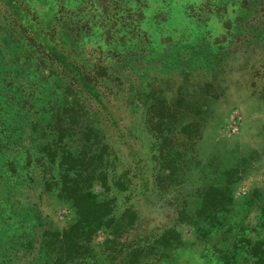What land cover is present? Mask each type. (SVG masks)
I'll use <instances>...</instances> for the list:
<instances>
[{"label":"rangeland","instance_id":"1","mask_svg":"<svg viewBox=\"0 0 264 264\" xmlns=\"http://www.w3.org/2000/svg\"><path fill=\"white\" fill-rule=\"evenodd\" d=\"M179 1L0 0L1 264H264V0Z\"/></svg>","mask_w":264,"mask_h":264},{"label":"trees","instance_id":"2","mask_svg":"<svg viewBox=\"0 0 264 264\" xmlns=\"http://www.w3.org/2000/svg\"><path fill=\"white\" fill-rule=\"evenodd\" d=\"M61 1L64 2V0H61ZM96 1H93V0H78V5L83 4V5L89 6L90 7L89 10L93 11V9H91V7L98 6L96 4ZM138 1H140V0H130V3H132V4L134 3V5H135V3L138 2ZM175 2H176V4L182 3L179 0H175ZM65 3L67 5L66 1H65ZM133 9H134V7H133ZM86 13L88 14V11ZM110 26H111V24H108V26L106 24L107 28H106L105 33L103 34L104 37H108V34L110 35L115 30V29H111ZM3 123H4L3 119H1V117H0V153L4 154L5 151L9 147H11L9 151H12L13 153H15L18 150L17 149L18 148V144H12L11 140L13 138H15L16 135L14 134V132L11 133V134L10 133L8 134V132H10L11 130L15 131V129H13V128L11 129L10 128V123H8V124L5 123L4 125H3ZM2 169H3V166H2ZM4 171H6V174L4 175V177H6L7 180L9 179L10 181H9V183H6V180L3 181V183H2L3 187L0 188V201L4 202L6 204L8 203L9 208H10V212H12V207H13L12 203L14 202V204H15V203H18V202H17V200H14L13 202H10V200H12L11 195L14 194L16 187L18 188L20 183L25 182V179H26L25 177L27 176V172H24L23 174H21V171L16 169V168H12L11 170L8 169V168H5ZM1 174H2V171H0V175ZM23 186L26 187V183H24ZM77 194L80 195L78 192H77ZM4 197H7V198L4 199ZM88 204H89L88 202H79L77 204L75 202V205L73 204V206H75V208L77 210H79L78 212L80 214V211L82 212V206L83 207H87ZM10 218L11 217H8L7 220L10 219ZM2 238H3L2 237V233L0 231V245H1ZM1 263H2V260L0 259V264Z\"/></svg>","mask_w":264,"mask_h":264}]
</instances>
